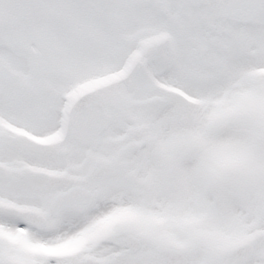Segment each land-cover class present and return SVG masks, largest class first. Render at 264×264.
Here are the masks:
<instances>
[{
	"label": "snow or ice",
	"instance_id": "1",
	"mask_svg": "<svg viewBox=\"0 0 264 264\" xmlns=\"http://www.w3.org/2000/svg\"><path fill=\"white\" fill-rule=\"evenodd\" d=\"M0 264H264V0H0Z\"/></svg>",
	"mask_w": 264,
	"mask_h": 264
}]
</instances>
